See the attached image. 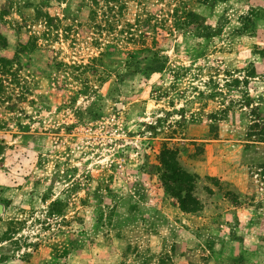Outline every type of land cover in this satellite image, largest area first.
<instances>
[{
    "label": "rangeland",
    "instance_id": "rangeland-1",
    "mask_svg": "<svg viewBox=\"0 0 264 264\" xmlns=\"http://www.w3.org/2000/svg\"><path fill=\"white\" fill-rule=\"evenodd\" d=\"M0 204V264H264V0H0Z\"/></svg>",
    "mask_w": 264,
    "mask_h": 264
},
{
    "label": "trees",
    "instance_id": "trees-1",
    "mask_svg": "<svg viewBox=\"0 0 264 264\" xmlns=\"http://www.w3.org/2000/svg\"><path fill=\"white\" fill-rule=\"evenodd\" d=\"M197 16L198 14H192ZM156 56L147 68L151 71H160L163 67V61L157 58V52L153 51ZM139 62H136V65ZM159 179L163 190L170 196L176 198L178 206L182 211L194 212L201 209L202 204L199 198L193 194V189L196 183V175L191 174L178 165L175 159V152L169 148L164 147L159 155ZM52 206L59 205V198L51 202ZM56 212H60V207L55 208Z\"/></svg>",
    "mask_w": 264,
    "mask_h": 264
},
{
    "label": "water",
    "instance_id": "water-1",
    "mask_svg": "<svg viewBox=\"0 0 264 264\" xmlns=\"http://www.w3.org/2000/svg\"><path fill=\"white\" fill-rule=\"evenodd\" d=\"M2 211V204H0V212Z\"/></svg>",
    "mask_w": 264,
    "mask_h": 264
}]
</instances>
